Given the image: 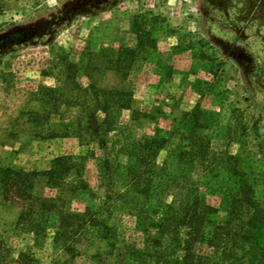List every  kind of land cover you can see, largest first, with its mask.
Instances as JSON below:
<instances>
[{
  "label": "rangeland",
  "instance_id": "obj_1",
  "mask_svg": "<svg viewBox=\"0 0 264 264\" xmlns=\"http://www.w3.org/2000/svg\"><path fill=\"white\" fill-rule=\"evenodd\" d=\"M135 23L155 47L138 48ZM122 48L136 50L125 76L110 64ZM91 86L130 91L131 107L96 109ZM65 155L87 187L70 175L34 194L101 226L68 254L57 213L40 235L17 227L23 202L0 175L1 264H167L154 252L182 260L189 228L164 229L197 197L224 224L247 181L264 210V0H0V168L45 171ZM194 253L213 249L199 239Z\"/></svg>",
  "mask_w": 264,
  "mask_h": 264
},
{
  "label": "trees",
  "instance_id": "obj_2",
  "mask_svg": "<svg viewBox=\"0 0 264 264\" xmlns=\"http://www.w3.org/2000/svg\"><path fill=\"white\" fill-rule=\"evenodd\" d=\"M134 32L138 35V48L146 49L155 47L156 40L143 31L140 33L138 25L135 23ZM136 57V50L123 49L120 51L117 59L110 60L112 68L122 76H125L131 69ZM94 97L96 98V109L108 110L112 106L120 109L131 107L132 93L126 90H100L91 86ZM101 97V98H100ZM93 112L91 117L95 115ZM108 120V115L106 119ZM77 129L82 127L81 120L77 123ZM89 129V128H87ZM76 128H74L75 132ZM162 142L165 140H161ZM156 142L155 140H144L142 149H146L148 144ZM148 149V148H147ZM155 155V154H152ZM146 162L145 157L140 156L138 167ZM83 165L74 160L71 155L59 156L53 159L50 169L45 171H26L24 169H14L10 167L0 168L1 184L9 199V193L13 194L10 198L19 199L21 211L17 218V227L19 229L28 228L37 235L43 231L48 222L50 212L58 215L59 226L56 232L55 241L65 244V250L68 254L75 256L76 240L80 232L87 231L90 227L101 226L99 219L93 216V212L88 208L83 214L71 213L58 210L57 203L60 198L52 199L42 196H36L34 189L38 180H43L51 188L62 187L64 181L70 175H76L78 186L85 189L86 182L82 178ZM136 176V175H135ZM140 176H136L138 179ZM56 210V211H53ZM245 211V212H242ZM217 209L206 204L202 198L197 197L191 205L180 213V222L173 228H165L166 224H159L168 234H173L172 240L178 237V230L181 227H188V238L185 241L183 250L185 255L182 260H169L163 255V250H156V258H160L167 264H264V245L258 229L264 226V210H262L253 197V188L247 181L239 187L238 198H234L230 207L229 218L224 224H217L214 221V215ZM246 213V214H245ZM212 226V230L207 235L204 234L206 226ZM168 227V226H167ZM36 235V236H37ZM174 237V238H173ZM71 238V239H70ZM66 239H70L66 243ZM202 239L213 249L210 256H199L194 253V243ZM0 242V264L4 259L1 254ZM20 258L28 257L25 253L19 254Z\"/></svg>",
  "mask_w": 264,
  "mask_h": 264
}]
</instances>
